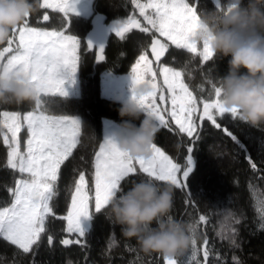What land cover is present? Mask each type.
Listing matches in <instances>:
<instances>
[{"label": "trees", "instance_id": "trees-1", "mask_svg": "<svg viewBox=\"0 0 264 264\" xmlns=\"http://www.w3.org/2000/svg\"><path fill=\"white\" fill-rule=\"evenodd\" d=\"M224 0L220 8L213 0H198V14L203 10H225ZM41 4V0H39ZM92 14L89 18L77 15L65 17L54 9L39 8L27 19L31 26H42L71 33L81 41L78 51L79 93L67 97L43 95L41 109L55 115H77L81 122V133L77 148L61 166L57 180L56 195L50 202L53 214L45 220L44 231L28 253L0 236V264H162V254L145 253L135 238L122 235L121 227L106 218L104 211L96 213L91 209L89 228L85 237L68 234L65 220L79 174L83 172L89 187L93 186L94 155L101 142L102 119L108 118L131 128L138 126V119L121 117V101L99 96V74L103 70L125 73L143 51H149L152 36L132 29L121 39L110 33L104 50V60H98L94 48H88L86 37L91 18L102 13L107 21H125L135 17L144 22L132 0H92ZM49 17L42 21L43 15ZM169 43V42H168ZM0 45V50L7 47ZM161 64L180 70L187 66L184 83L198 98H214L212 83L217 75L228 70L227 58L218 56L202 62L199 54L177 49L169 43V49L161 58ZM202 106V105H201ZM34 101L23 103L0 102L3 110L23 112L35 109ZM222 128L227 127L237 138L235 143L221 129L211 122H201L199 139L192 140L180 133L172 123L160 126L154 143L183 167L193 148L192 171L186 187L174 186L173 207L170 215L186 225L194 226L191 231L195 244V259L191 244L182 254L175 255L178 264H264V219L259 209L264 204V126L252 127L230 114L217 117ZM8 146L0 135V206L11 203L9 188L15 186L18 172L7 166ZM255 165V167H253ZM148 179L145 174L136 173L122 181L127 190L134 181ZM163 186L166 182H157ZM206 217L200 221L199 217ZM155 226V225H153ZM80 240V243L65 245L63 240ZM111 245V246H110ZM209 255L205 260L204 252Z\"/></svg>", "mask_w": 264, "mask_h": 264}, {"label": "snow or ice", "instance_id": "snow-or-ice-1", "mask_svg": "<svg viewBox=\"0 0 264 264\" xmlns=\"http://www.w3.org/2000/svg\"><path fill=\"white\" fill-rule=\"evenodd\" d=\"M132 3L139 9V15L145 23L142 25L134 16L125 21H117L113 26L115 35L124 39L125 34L132 29L151 34V55L154 57V60H150L145 52L131 68V90L137 83L145 80L150 81L152 87V91L146 96L136 97L133 94V100L152 115L160 126L169 127L168 121L171 120L180 133L186 134L192 140L199 139L201 122L208 121L237 143L236 136L217 122V117L229 114L218 103V90L214 92V98H198L184 83L187 66L180 70L161 66V58L169 49L168 42L177 49L197 53V45L191 37L200 26L198 0H147L146 3L132 0ZM233 6L234 2H231L227 9ZM216 7H221L219 0H216ZM40 8L58 10L65 16L76 13L72 0H59L56 3L43 0ZM43 19L47 21L49 17L45 15ZM161 37L164 39L161 40ZM7 45L0 50V60H3L6 53L11 55L6 63L0 64V69L17 77L29 78L40 97L42 94L67 97L65 84L76 74L81 59L78 55L81 41L76 36L68 35L65 31H46L31 27L26 18L12 31ZM87 47H93L90 41ZM98 52V60H104L103 47L98 49ZM198 54L204 62L213 59V53L207 44L203 45ZM157 69L163 77L162 85L157 82ZM165 92L168 93L167 96ZM168 102L170 109L161 106ZM42 104L43 101L38 100L35 102V110L23 116L19 112L0 113V128L7 130L0 131L3 143L8 146L7 166L20 174L15 186L8 189L11 203L8 206H0V236L18 246L24 253H28L39 240L40 233L45 228L46 218L53 214L50 202L56 195L60 169L77 148L82 127L81 122L74 116L46 115L41 110ZM230 115L232 120L238 118L235 109ZM22 128L27 131L23 149L19 135ZM187 152L186 162L182 167L155 143L148 158L133 159L120 150L117 142L106 139L95 153L93 186L89 187L83 172L79 174L71 207L67 215L61 217L67 221V231L85 237L80 218L92 214L90 201L94 199L95 212L100 213L108 199L123 189L122 181L138 172L157 182L171 183L177 188L186 187V179L193 166V148L189 147ZM259 214L264 219V204L259 209ZM205 219L203 215L199 217L200 221ZM261 227H264V224ZM190 229L195 231L192 225ZM74 242L80 243V240L62 241L65 245ZM195 244L193 238V259ZM208 255L206 250L205 260ZM167 264L178 262L168 259Z\"/></svg>", "mask_w": 264, "mask_h": 264}, {"label": "clouds", "instance_id": "clouds-1", "mask_svg": "<svg viewBox=\"0 0 264 264\" xmlns=\"http://www.w3.org/2000/svg\"><path fill=\"white\" fill-rule=\"evenodd\" d=\"M40 8L39 0H0V45L12 31ZM196 45L207 44L213 58H227L228 70L214 78L218 103L227 113L236 110L240 121L264 126V0H235L230 9L203 10L200 26L191 37ZM152 91L148 80L132 89L136 97ZM42 101L29 78L0 69V102ZM121 117L140 118L138 126L119 137L118 147L129 157L148 158L160 131L158 121L134 100L119 110ZM174 186H160L153 179L134 181L127 190L114 193L103 206L106 218L121 227L122 235L135 238L145 253L182 254L192 244L190 226L170 215ZM155 225V226H153Z\"/></svg>", "mask_w": 264, "mask_h": 264}, {"label": "rangeland", "instance_id": "rangeland-1", "mask_svg": "<svg viewBox=\"0 0 264 264\" xmlns=\"http://www.w3.org/2000/svg\"><path fill=\"white\" fill-rule=\"evenodd\" d=\"M213 1L216 2V0H213ZM49 2L50 3H56V2H59V0H49ZM140 2L141 3H146L147 0H140ZM231 2H235V0H224L223 4L225 6V10L227 9L228 4L231 3ZM41 3H43V0H41ZM72 3L74 4L75 9H76V13L72 14V15H77V16H81V17H84V18H89L91 16V14H92V5H91L92 0H72ZM134 8H136V7H134ZM48 9H50V8H48ZM136 10L139 13V9L136 8ZM148 11L151 12L150 9ZM62 14L64 15V13H62ZM45 15H46V13L43 15V17ZM65 17H67V16H65ZM141 19L144 22L143 17H141ZM42 21L45 22V20H43V19H42ZM29 26H31V25H29ZM31 27H36V26H31ZM36 28H40V29H43V30H46V31H57V30H54L53 28H49V27L38 26ZM60 31H63V30H60ZM65 33L68 34V35H72L71 33H68V32H65ZM156 35L158 36V34H156ZM160 39L163 40L164 38L161 37ZM202 47H203L202 45H199V44L197 45V50H198L197 54L200 51H202ZM145 52H147V54L149 55V59L150 60H154V57H152V55H151V44H149V51L145 50L142 53H140L136 57V60L139 58V56L141 54H144ZM10 55H11V53H6L5 54V57L3 58L2 64L7 62V58ZM136 60L131 65L130 69L127 72H125V73L121 72V73L116 74V73H113V72H110V71L108 72V70H103L102 72H100L99 80H98L99 83L97 84L98 85L99 96L103 97V98H108V99L121 101L122 104L123 103L128 104V103L132 102L133 101V94H132V90H131L130 72H131V68L135 65ZM201 60H202V58H201ZM202 62H204V61H202ZM161 66L169 67V66H167L165 64H161ZM153 67L154 68L156 67L155 63L153 64ZM157 82L160 83L161 85L163 84V77L159 74V69H157ZM79 86L80 85H79L78 70H77V72L74 75V77L72 78V80H69V81L66 82L65 89H66L68 95H73V94L76 95V94L79 93ZM165 95L167 96L168 93L165 92ZM159 103L160 102L158 101V104ZM161 106L164 107V108H169V109L171 107L170 102L164 103ZM35 107H36V105H35ZM33 110H35V109L26 110V111L19 112V113L23 116V115L27 114L29 111H33ZM41 110L44 111V113L46 115H55V114H51V113H49V112H47V111H45L43 109H41ZM4 111L14 112V111H9V110H3V111H1V113L4 112ZM74 117L77 118L80 121V119H79V117L77 115H74ZM0 119H2V117H0ZM166 119H167V115H166ZM168 122L172 123L174 125V127L177 130H179L173 121L169 120ZM101 123H102V135H101L102 137H101L100 144L103 143L106 139H111L114 142H118L119 137L127 135V134H129L132 131L131 128H128V127L124 126V124L121 125V124H119L117 122H114L113 120L108 119V118H103ZM0 131L6 132L7 130L3 129V128H0ZM19 135H20V138H21V146H22V149H23L24 142L27 139L26 128H22L21 133ZM2 140H3V136H2ZM98 150H99V146H98V149L96 150V152ZM94 159H95V155H94ZM19 178H20V174L18 173V177H17L16 180H18ZM74 191H75V188H74ZM74 191H73V194H74ZM73 194H72V196H73ZM92 195L94 196V193ZM72 196H71L69 208L71 207ZM91 209H94V199L90 201V210ZM89 218H90V216L89 217H81L80 218L81 227L84 229V231H87L88 228H89ZM65 227H66V231H67V221L66 220H65ZM67 233L68 234H75V233H69L68 231H67Z\"/></svg>", "mask_w": 264, "mask_h": 264}, {"label": "water", "instance_id": "water-1", "mask_svg": "<svg viewBox=\"0 0 264 264\" xmlns=\"http://www.w3.org/2000/svg\"><path fill=\"white\" fill-rule=\"evenodd\" d=\"M116 22V20L106 22V17L102 13H97L92 17L86 42L88 43L90 41L92 43L96 58L99 55L98 49L103 47L105 50V46L108 44V40L111 35L110 33H115L113 26ZM2 62L3 60H0V64H2ZM168 259L176 260L175 256H165L162 254V264H167Z\"/></svg>", "mask_w": 264, "mask_h": 264}]
</instances>
